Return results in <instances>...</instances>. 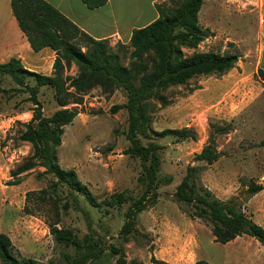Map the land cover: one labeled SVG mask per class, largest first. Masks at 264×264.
Listing matches in <instances>:
<instances>
[{"label":"rangeland","instance_id":"obj_1","mask_svg":"<svg viewBox=\"0 0 264 264\" xmlns=\"http://www.w3.org/2000/svg\"><path fill=\"white\" fill-rule=\"evenodd\" d=\"M256 2L204 1L198 18L211 31L196 50L234 53L239 56L238 62L225 74L197 76L155 92L143 103L149 119L137 127L135 137L142 145L160 147L157 153L162 160V183L153 191L156 199L152 193L146 194L149 204L137 213L133 231L127 235L121 231L129 203H104L122 191L136 199L145 194L138 180L141 160L125 153L131 145L125 89H103L99 85L90 89L83 104L78 105V115L64 127L62 144L56 149L59 166L75 169L100 204L94 206L83 193L70 189L52 173L42 174L45 168L36 159L32 170L16 174L33 153L31 144L21 140L20 134L23 123L32 118L35 105L28 92L14 91L18 85L11 77L0 78V86L9 90L0 91V232L11 237L16 254L35 258L41 264H117L119 256L126 264H156L152 257L167 264H196L201 259L209 264H264V247L256 238L242 235L232 244L219 243L211 227L190 218L186 206L174 198L188 166H197L199 184L223 201L233 199L248 216L257 214L255 222L264 223L262 200L258 197L256 203L251 201L256 194L251 195L248 189L251 182L261 184L264 175V82L258 75L262 63L255 44L259 33ZM184 51L188 55L193 52L187 48ZM44 59L49 62L35 69L45 74L53 70V65L48 56ZM129 60L122 57L124 65ZM76 73L75 66L65 71L66 75ZM160 93L168 98V105L161 104ZM37 98L45 116L61 108L51 87H41ZM73 106L77 104L68 105ZM218 124L230 126L229 132L216 135L219 158L212 164L196 160L213 125ZM185 127L195 132L194 139L156 133ZM51 182H57L62 200L59 217L49 200L39 197ZM63 202L69 203L66 211L62 210ZM57 219L59 227L73 232L77 245L53 239L50 225ZM118 249L121 253L113 254Z\"/></svg>","mask_w":264,"mask_h":264},{"label":"trees","instance_id":"obj_2","mask_svg":"<svg viewBox=\"0 0 264 264\" xmlns=\"http://www.w3.org/2000/svg\"><path fill=\"white\" fill-rule=\"evenodd\" d=\"M83 1L90 8H97L105 5L108 0ZM204 1L176 0L173 3V0H169L157 3L159 16L149 24L133 30L128 49L121 41L112 45L109 39L92 37L47 0H11L13 14L32 49L38 52L49 47L56 54L51 74L29 70L18 57H11L0 63V78L5 75L11 77L18 85L14 91L28 92L29 99L35 105L32 118L23 123L24 130L20 134L21 140L31 144L33 153L18 168L16 174L32 170L36 165L32 161L36 159V162L45 168L42 174L52 173L70 189L83 193L92 205L99 206L96 197L88 186L80 181L75 169H63L59 166L56 149L62 144L64 127L71 124L78 115V105L83 104L84 95L90 89L96 85L103 89H110L113 86L125 89L128 100L124 106L130 115L127 138L131 143L125 153L141 160L142 172L138 180L145 194L136 199L122 191L112 194L104 203L109 206L129 203L121 232L125 235L131 233L137 213L149 204L146 203V194L152 193L156 199L157 195L153 191L158 190L162 183L160 177L162 160L157 153L160 147L153 144L142 145L135 137L137 127L149 119L144 113L143 103L155 92L159 93L169 86L184 84L197 76L225 74L233 69L239 60L238 55L230 52L196 50L211 31L209 27L201 25L198 18ZM184 48L192 49L193 52L188 55ZM123 56L130 59L128 65L122 63ZM72 66L77 68V73L66 75L65 71ZM258 75L264 82V68H259ZM30 79L34 81L33 84L30 83ZM43 86L54 89L55 99L61 106L49 116L43 115L37 98ZM0 91L9 90L0 86ZM158 95L163 106L169 104L164 94ZM69 104L77 106L68 107ZM229 131L228 124L213 125L209 140L196 154V160L208 164L215 162L220 156L216 146V135ZM156 133L162 136L172 133L179 138L196 137L195 132L187 127L167 128ZM198 172L197 166H188L185 177L174 192L175 200L186 206V214L209 225L215 241L219 243H227L238 236L249 235L264 246V227L245 214L242 207L233 199L223 201L211 190L199 184ZM248 189L250 194L254 195L261 191L263 186L251 182ZM39 197L42 200H49L58 217L60 216L58 204L62 200L57 182H51L47 188L42 189ZM61 206L62 210L66 211L69 203L63 202ZM59 222L60 219H57L50 225L53 239L57 243L77 245L78 239L73 232L68 228L59 227ZM115 253L121 252L118 249L113 251V254ZM120 257L117 264H126ZM108 260L111 261L109 257ZM152 262L167 264L155 257H152ZM0 264L41 263L35 258L16 254L11 237L5 232H0ZM196 264L209 262L201 259Z\"/></svg>","mask_w":264,"mask_h":264},{"label":"crops","instance_id":"obj_3","mask_svg":"<svg viewBox=\"0 0 264 264\" xmlns=\"http://www.w3.org/2000/svg\"><path fill=\"white\" fill-rule=\"evenodd\" d=\"M47 1L92 37L129 44L135 28L143 27L159 16L156 4L168 0H108L105 5L97 8H90L83 0ZM212 1L219 2V0ZM256 1L259 33L255 44H257L260 52L261 68H264V0ZM127 6H131L132 9H128ZM134 21L141 23L136 25ZM45 56L51 59L52 66L56 56L55 51L49 47L38 52L34 51L13 14L11 0H0V63L9 60L11 57H18L21 58L26 68L39 72L35 69L36 65L49 62L45 61ZM51 72L52 70L45 74H51ZM260 179L263 189L256 193L251 201L256 203V198L259 197V200H262L261 205L264 207V175ZM252 218H257V214L252 215ZM258 222L264 227L263 222L260 220ZM238 238L239 236L229 241L230 244L236 242Z\"/></svg>","mask_w":264,"mask_h":264}]
</instances>
